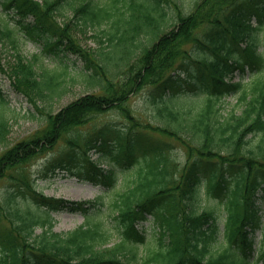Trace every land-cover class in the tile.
Listing matches in <instances>:
<instances>
[{
    "label": "trees",
    "instance_id": "1",
    "mask_svg": "<svg viewBox=\"0 0 264 264\" xmlns=\"http://www.w3.org/2000/svg\"><path fill=\"white\" fill-rule=\"evenodd\" d=\"M62 1H2L20 15L18 22L27 35L43 38L46 51L82 58L88 82L98 90L57 112H45L42 130L7 147L10 126L0 86V145H4L0 179L7 177L15 183L13 191L0 193V222L5 220L7 226L0 233V264H251L253 232L260 227L264 237L257 204L264 190V49L258 50L261 35L256 33L264 27V0H196L188 12L174 3L171 13L165 7L169 0H110L107 5L84 0L72 6L71 19L60 22ZM254 10L259 15L256 25L250 20ZM78 15L92 25L106 19L112 22L107 32L113 45L110 52L93 54L80 45L73 19ZM30 16L33 21L27 20ZM0 33L16 48L18 38L7 22L0 26ZM191 53L197 55L193 62L198 74L186 80L204 87L203 103L193 113L163 100L158 107L162 125L139 120L129 106L130 94L153 84L163 99V91L176 82L174 71L183 69ZM14 59L6 67L0 56V71L8 73L16 91L24 93L30 103L37 105V100L60 92L57 88L65 80L61 77L67 73V64L62 73L46 67L39 71L38 55L27 59L19 49ZM247 64L253 67L251 79L232 81L235 70ZM230 93L239 94V103L245 106L239 113L223 116L218 105ZM109 109L123 115L128 121L126 129L106 125L93 136L77 131ZM148 130L180 141L186 160L179 161L167 141L147 137ZM70 132L76 134L69 139L76 149L49 167L74 165L79 150L87 151L98 143L115 144L118 160L123 156L133 160L136 149L143 150V157L134 180L122 192H115L109 204L102 203L104 210L95 200L72 202L73 208H93L96 219H87L69 232H57L50 212L68 206L67 201L39 193L38 201L45 209L41 216L14 205V194L17 189L37 193L27 165ZM90 178L111 184L112 177L111 173L93 172ZM201 183L223 203L222 238L217 210L209 206L200 211L196 206ZM108 211L112 215L107 218ZM147 219L152 221L151 233L139 228ZM39 225L42 230L36 233ZM263 257L264 239L259 259Z\"/></svg>",
    "mask_w": 264,
    "mask_h": 264
},
{
    "label": "rangeland",
    "instance_id": "2",
    "mask_svg": "<svg viewBox=\"0 0 264 264\" xmlns=\"http://www.w3.org/2000/svg\"><path fill=\"white\" fill-rule=\"evenodd\" d=\"M83 1L84 0H63L62 6L60 7L62 13L58 15V20L60 22H65L68 19H71L73 17L72 6L79 5ZM97 1L101 4L105 3L106 5L110 2V0ZM169 1L170 2L165 5V7H167L171 13L175 9L174 3H177L178 7H181L184 12H188L190 10V5L196 0ZM256 1L259 2L261 0ZM257 15L258 12L256 10L252 11L250 17L252 25H256L259 22ZM33 18V16H30L27 20L33 21ZM78 18H80L79 15ZM78 18H73L76 25L74 31L83 48L93 54H95V51L96 53L100 51L110 52L113 49V45L107 40V32L111 30L112 26L111 21L106 19L100 25L97 23L92 25L89 21L84 23L81 18ZM18 20H20V15L17 14L15 9L3 8L0 4V26L7 22L8 26L14 30V35L18 38L15 48L11 39L7 36H2L0 33V56L6 67L15 60V55L19 49L27 59L32 58L33 55H38L39 60L36 63V68L39 71L40 68L46 67L47 69L56 70L62 73L65 69V64L68 65V69L67 73L63 74L61 77V79L65 80H63L62 84L57 88V91L60 92L55 94L52 98H42L37 100L38 106L34 103H30L24 93L16 91L12 81H10L11 79L8 73L6 74L5 72L0 71V86L7 101L4 115L8 118L10 126V131L7 136L8 140L5 144L7 147L21 141L22 139L31 137L32 134L38 130H42L46 123L45 112H57L65 105L75 101L76 98L85 96L87 93L97 92L98 90L96 86L88 82V68L84 67L85 64L82 58L70 54H55L46 51L43 47V38L37 39L27 35ZM167 28H170V25ZM263 28L264 27L256 31L258 35H261V40L257 43V48L260 51L264 49V41L262 38ZM101 39L104 41L103 43L100 42ZM187 48L193 51L194 47L192 48V44H188ZM195 58H197V55L191 53L189 57L184 59L183 69H180L179 72L176 70L174 71L176 82H174L173 87L169 86L163 91V99L157 96L161 90L153 84L144 86L141 90L137 92L134 91L130 94L129 106L134 110V114L139 120L142 122H151L153 124L162 125L164 119H162V116L158 112V107L162 105L163 100H167L170 104L169 106L182 111L192 110L194 113L198 109L199 105L203 103L204 98L206 97L205 89L202 85L193 84L186 80V77L196 78L195 75L198 74L196 71L197 64L196 62H193ZM113 62L115 63V60H112V63ZM180 62L181 60L177 63L180 64ZM240 72L242 71L236 70V73L232 78L233 81L237 80L240 76H244V74ZM248 72L249 71H247L246 75ZM246 75L245 81L250 80L251 77L249 78V76ZM218 106L222 107L221 113L223 116H228L232 111L239 113L245 104L239 103L237 95L227 94L221 98L220 105ZM127 124L128 121H126L118 110L109 109V111L98 114L85 125L80 126L77 131H79L80 134L93 136L97 134L100 128L106 125L126 129L125 126ZM148 131L147 137L153 140L159 139L164 142L167 141L170 144L171 152L178 157L179 161L186 160V151L180 141H175V139L173 140V138L166 135L164 137L157 131ZM75 132H70L60 137L53 149L44 151V153L38 155L31 164L27 165L30 181L32 182L34 190L37 191L38 194L26 189L21 192L17 188V191L14 194V205L22 210L30 209L35 214L37 213L41 216L45 215V209L42 208L43 205L38 201L40 200V198L37 197V195L40 197L39 193H42L45 196L62 198L67 201L68 206H62L57 210L54 209L50 212L53 216V229L57 232H69L80 226L87 219H96V215H94L92 209L84 210L82 208H73L72 202H88L101 196L98 204H109L112 200L111 196L115 194V192H122L125 189V186L134 180L136 177V170L142 162L140 152L137 154L139 155L138 161L129 162L124 156L123 159L118 160L115 157L117 147L115 144H112L113 149L111 152H108L105 147L99 149L91 148L88 149V151H85V149L79 150L75 164L69 166V168L58 166H56V168L49 167V164H51L52 161L66 158V154H70L71 150L74 151L76 149V147L69 144V139L76 135L74 134ZM258 136L259 135L254 136L256 140L259 138ZM3 148L4 145H0V149ZM86 156H90V159L94 161L96 165L86 160ZM78 172L86 175L92 174L93 172L99 174H101V172H109L114 180L112 184H109L110 187H105L102 183L96 184L92 179L89 180L83 178V176H80L79 174L77 175L76 173ZM14 185V181H10L7 177L1 178L0 193L13 191L15 189V187H13ZM221 203V198L217 194L209 191L205 183H201L197 192L196 206L200 211L204 207L209 206L212 208L214 207L217 210V224L218 228L221 229L219 238H222L225 223L224 212H222L223 203ZM257 203L260 205L259 207L264 210V190L259 193ZM105 207V204H103L102 210H104ZM105 214L107 218L112 215L110 211L105 212ZM107 220L109 221L110 219ZM112 224L114 225V223ZM144 224L150 227L149 220ZM149 227L147 231L151 233ZM110 228H112L111 225ZM6 229L7 226L5 220H3L0 222V233L2 234ZM41 230L40 225L36 227V233L41 232ZM253 237L254 251H256L262 246L261 239L263 237L261 231L258 229L253 232ZM114 241L115 236L111 239V242Z\"/></svg>",
    "mask_w": 264,
    "mask_h": 264
}]
</instances>
